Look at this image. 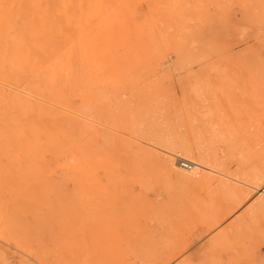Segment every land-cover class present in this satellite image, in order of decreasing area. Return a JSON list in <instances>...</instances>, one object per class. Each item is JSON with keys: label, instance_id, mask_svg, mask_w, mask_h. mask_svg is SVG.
Returning a JSON list of instances; mask_svg holds the SVG:
<instances>
[{"label": "rangeland", "instance_id": "obj_1", "mask_svg": "<svg viewBox=\"0 0 264 264\" xmlns=\"http://www.w3.org/2000/svg\"><path fill=\"white\" fill-rule=\"evenodd\" d=\"M263 5L0 0V264H264Z\"/></svg>", "mask_w": 264, "mask_h": 264}, {"label": "bare ground", "instance_id": "obj_2", "mask_svg": "<svg viewBox=\"0 0 264 264\" xmlns=\"http://www.w3.org/2000/svg\"><path fill=\"white\" fill-rule=\"evenodd\" d=\"M263 1V0H262ZM262 3V2H261ZM264 6V5H263ZM112 86V85H111ZM129 88V87H128ZM104 91V90H103ZM135 92V91H134ZM97 103H98V101H97ZM99 112V111H98ZM88 126V125H87ZM89 127V126H88ZM261 131V130H260ZM145 132V131H144ZM263 136V135H262ZM229 140V139H228ZM157 141V140H156ZM232 141V140H231ZM158 142V141H157ZM229 147V146H228ZM212 150V149H211ZM239 150V149H238ZM231 154V153H230ZM231 157V156H230ZM237 157V156H236ZM167 160V159H166ZM181 161H183V162H180L179 164L180 165H182V166H188L187 165V163L185 162V160L184 159H181ZM198 164V163H197ZM199 165H201V164H199ZM215 165V164H214ZM202 166H204V165H202ZM204 167H206V166H204ZM252 167V166H251ZM180 168V167H179ZM208 169H211V168H209V167H207ZM212 171V170H211ZM214 172V171H213ZM230 172V171H229ZM192 173V172H191ZM194 173V172H193ZM249 176V175H248ZM233 180V179H232ZM222 183V182H221ZM224 184V183H223ZM222 184V185H223ZM225 188H227V187H225ZM262 190H264V189H262ZM227 191H228V189H227ZM231 191V190H230ZM232 193H233V191H231ZM228 194H229V192H228ZM241 195V194H240ZM176 235V234H175ZM187 264V263H186Z\"/></svg>", "mask_w": 264, "mask_h": 264}]
</instances>
